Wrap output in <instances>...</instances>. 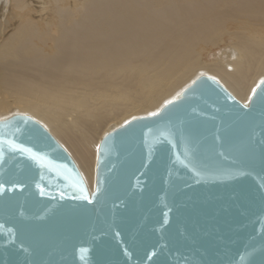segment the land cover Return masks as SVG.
Here are the masks:
<instances>
[{
  "label": "water",
  "instance_id": "1",
  "mask_svg": "<svg viewBox=\"0 0 264 264\" xmlns=\"http://www.w3.org/2000/svg\"><path fill=\"white\" fill-rule=\"evenodd\" d=\"M0 264H264V78L244 103L202 74L111 130L93 190L42 122L0 119Z\"/></svg>",
  "mask_w": 264,
  "mask_h": 264
},
{
  "label": "bare ground",
  "instance_id": "2",
  "mask_svg": "<svg viewBox=\"0 0 264 264\" xmlns=\"http://www.w3.org/2000/svg\"><path fill=\"white\" fill-rule=\"evenodd\" d=\"M202 74L248 102L264 0H0V119L42 122L91 190L103 137Z\"/></svg>",
  "mask_w": 264,
  "mask_h": 264
},
{
  "label": "snow or ice",
  "instance_id": "3",
  "mask_svg": "<svg viewBox=\"0 0 264 264\" xmlns=\"http://www.w3.org/2000/svg\"><path fill=\"white\" fill-rule=\"evenodd\" d=\"M27 150V149H26ZM39 158V157H38Z\"/></svg>",
  "mask_w": 264,
  "mask_h": 264
}]
</instances>
